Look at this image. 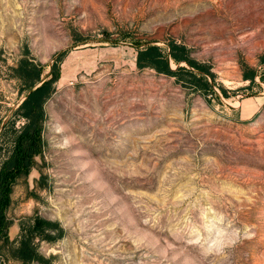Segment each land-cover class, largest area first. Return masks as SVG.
<instances>
[{
	"label": "rangeland",
	"instance_id": "1",
	"mask_svg": "<svg viewBox=\"0 0 264 264\" xmlns=\"http://www.w3.org/2000/svg\"><path fill=\"white\" fill-rule=\"evenodd\" d=\"M58 57L0 264H264V0H0V160Z\"/></svg>",
	"mask_w": 264,
	"mask_h": 264
},
{
	"label": "trees",
	"instance_id": "2",
	"mask_svg": "<svg viewBox=\"0 0 264 264\" xmlns=\"http://www.w3.org/2000/svg\"><path fill=\"white\" fill-rule=\"evenodd\" d=\"M175 48L177 45L171 44ZM159 48L155 45H148L138 50V58L149 64L156 65V56ZM172 57L177 61L178 59H185L189 65L201 69L199 64L188 58L187 55L178 56L175 53H170ZM147 56L148 58L146 59ZM52 65V69L48 72V78L39 80L40 69L33 64L30 66V71L25 75L24 86L26 87V93L17 107L14 109V114L19 113L24 116L26 121L18 128L13 130L11 137V143L9 148L6 149V153L0 160V237H7L5 235L7 219L5 217V209L9 200L10 185L14 181L15 177L20 173L27 171L28 167L32 163L33 155L40 151L41 147V117H42V102L44 98L50 92V82L58 76V63ZM264 60V58H263ZM143 62V63H144ZM165 63V61H164ZM20 67H25L20 65ZM180 68V67H179ZM165 72H172L167 68L166 64H163ZM193 75L194 79L201 80L202 78L194 76L192 71H188ZM27 76V77H26ZM39 82V83H38ZM38 83V84H37ZM1 132V131H0ZM42 219L34 217L33 228L40 227ZM22 230V228L20 227ZM32 234L30 230L26 234H20L17 240V252L16 258L27 261L30 259H40V256L34 250L32 243Z\"/></svg>",
	"mask_w": 264,
	"mask_h": 264
}]
</instances>
